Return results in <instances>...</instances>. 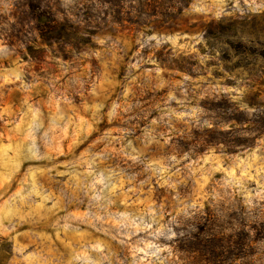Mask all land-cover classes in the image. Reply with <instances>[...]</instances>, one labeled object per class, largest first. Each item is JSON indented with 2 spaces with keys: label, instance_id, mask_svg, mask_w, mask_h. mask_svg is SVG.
<instances>
[{
  "label": "rangeland",
  "instance_id": "rangeland-1",
  "mask_svg": "<svg viewBox=\"0 0 264 264\" xmlns=\"http://www.w3.org/2000/svg\"><path fill=\"white\" fill-rule=\"evenodd\" d=\"M0 264H264V0H0Z\"/></svg>",
  "mask_w": 264,
  "mask_h": 264
},
{
  "label": "trees",
  "instance_id": "trees-1",
  "mask_svg": "<svg viewBox=\"0 0 264 264\" xmlns=\"http://www.w3.org/2000/svg\"><path fill=\"white\" fill-rule=\"evenodd\" d=\"M45 16V15H44ZM37 29L41 35L51 36L59 32L60 24L54 18H45L37 14Z\"/></svg>",
  "mask_w": 264,
  "mask_h": 264
}]
</instances>
